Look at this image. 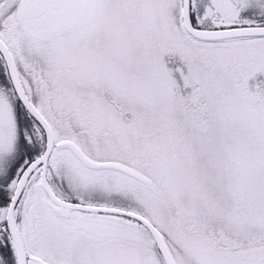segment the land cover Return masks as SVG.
Masks as SVG:
<instances>
[{
  "label": "snow or ice",
  "instance_id": "1",
  "mask_svg": "<svg viewBox=\"0 0 264 264\" xmlns=\"http://www.w3.org/2000/svg\"><path fill=\"white\" fill-rule=\"evenodd\" d=\"M0 264H264V0H0Z\"/></svg>",
  "mask_w": 264,
  "mask_h": 264
}]
</instances>
